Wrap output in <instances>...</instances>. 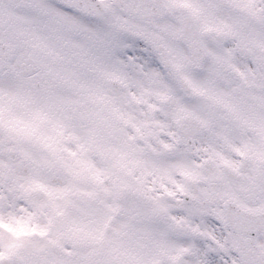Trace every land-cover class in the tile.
<instances>
[{
  "label": "snow or ice",
  "instance_id": "1",
  "mask_svg": "<svg viewBox=\"0 0 264 264\" xmlns=\"http://www.w3.org/2000/svg\"><path fill=\"white\" fill-rule=\"evenodd\" d=\"M0 264H264V0H0Z\"/></svg>",
  "mask_w": 264,
  "mask_h": 264
}]
</instances>
